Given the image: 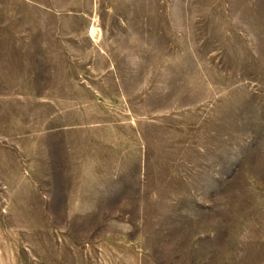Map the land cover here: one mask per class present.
I'll list each match as a JSON object with an SVG mask.
<instances>
[{"label": "rangeland", "instance_id": "374dc122", "mask_svg": "<svg viewBox=\"0 0 264 264\" xmlns=\"http://www.w3.org/2000/svg\"><path fill=\"white\" fill-rule=\"evenodd\" d=\"M0 264H264V0H0Z\"/></svg>", "mask_w": 264, "mask_h": 264}]
</instances>
